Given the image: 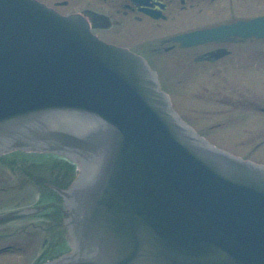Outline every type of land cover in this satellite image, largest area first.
Masks as SVG:
<instances>
[{"label": "water", "instance_id": "obj_1", "mask_svg": "<svg viewBox=\"0 0 264 264\" xmlns=\"http://www.w3.org/2000/svg\"><path fill=\"white\" fill-rule=\"evenodd\" d=\"M62 25L86 40L0 0V145L96 165L67 192L74 252L45 264H264V167L187 130L129 54L75 59Z\"/></svg>", "mask_w": 264, "mask_h": 264}, {"label": "rangeland", "instance_id": "obj_2", "mask_svg": "<svg viewBox=\"0 0 264 264\" xmlns=\"http://www.w3.org/2000/svg\"><path fill=\"white\" fill-rule=\"evenodd\" d=\"M263 70L264 68L259 63L254 66L253 74L258 82L262 77L261 72ZM206 76L208 77V75ZM211 79L213 82L208 81L207 78L204 79L203 83L197 79L195 84L190 86L187 95L180 97L181 101L173 96L174 105L177 106L179 113L216 146L253 161L264 163V117L251 114L248 110L243 109L242 107L245 106L243 102L234 106L236 100L242 96V92L239 90L245 84L235 85L231 82H217L215 81L217 78L214 76ZM262 85L259 82L254 87L250 86L254 91H261ZM204 86L209 88L208 92ZM225 108L229 110L221 112ZM257 143L260 145L255 146ZM32 156L34 154L28 155V153L18 151L0 154V187H8L14 192L7 193L2 197L7 203L2 204L3 207L34 206L36 203L35 193L32 196L26 195V191L23 190V187L26 186L21 185V181L26 184L24 181L26 176L30 178L42 177L44 181L53 182L60 175L63 167L61 159L42 154L38 155L41 157L40 159H30ZM27 182V187L34 185L37 186L35 187L37 189L42 186V182ZM62 216L64 219L65 215ZM63 219L60 220L61 222L59 221L58 226L63 227ZM52 224L57 225L56 223ZM39 230L40 233L44 232L42 229ZM45 235H47V231ZM33 236L37 237L32 241H39L38 246L33 244L30 245L29 251L1 256L0 264H32L36 260V255L42 252V244L48 245L45 242L42 243L43 235L41 237ZM21 250L24 251V249Z\"/></svg>", "mask_w": 264, "mask_h": 264}, {"label": "flooded vegetation", "instance_id": "obj_3", "mask_svg": "<svg viewBox=\"0 0 264 264\" xmlns=\"http://www.w3.org/2000/svg\"><path fill=\"white\" fill-rule=\"evenodd\" d=\"M65 1L66 10L80 12L90 21L93 31L101 38L142 54L151 65L163 60L164 53L175 55L177 62H189L188 49L169 40L173 34L200 27L211 26L202 22L212 19L218 5L222 15L220 22L243 16L254 0H53ZM264 4V0H261ZM259 2V1H257ZM142 8L161 14L152 18ZM218 15V14H217ZM106 18V19H105ZM226 18V19H224ZM247 39H223L195 46L193 58L197 61L216 63L224 67L235 64L243 52ZM225 48L228 53L223 60L208 58V52ZM168 56L158 65L170 64Z\"/></svg>", "mask_w": 264, "mask_h": 264}, {"label": "bare ground", "instance_id": "obj_4", "mask_svg": "<svg viewBox=\"0 0 264 264\" xmlns=\"http://www.w3.org/2000/svg\"><path fill=\"white\" fill-rule=\"evenodd\" d=\"M178 121L180 122V119L178 118ZM181 123V122H180ZM65 225H66V221H65Z\"/></svg>", "mask_w": 264, "mask_h": 264}]
</instances>
